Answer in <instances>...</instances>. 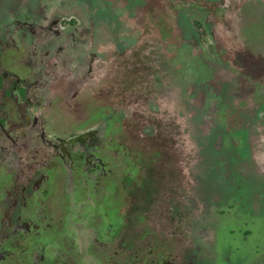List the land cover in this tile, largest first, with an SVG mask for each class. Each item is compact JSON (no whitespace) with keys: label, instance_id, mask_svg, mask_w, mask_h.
Returning a JSON list of instances; mask_svg holds the SVG:
<instances>
[{"label":"flooded vegetation","instance_id":"flooded-vegetation-1","mask_svg":"<svg viewBox=\"0 0 264 264\" xmlns=\"http://www.w3.org/2000/svg\"><path fill=\"white\" fill-rule=\"evenodd\" d=\"M66 4L0 0V264H264L257 188L236 177L211 204L192 143L148 152L182 125L174 91L148 88L147 29L135 47L95 44ZM211 241L232 248L206 255Z\"/></svg>","mask_w":264,"mask_h":264},{"label":"rangeland","instance_id":"rangeland-1","mask_svg":"<svg viewBox=\"0 0 264 264\" xmlns=\"http://www.w3.org/2000/svg\"><path fill=\"white\" fill-rule=\"evenodd\" d=\"M4 1L43 6L59 0ZM62 1L67 3L66 8L74 6L78 10L82 27L94 32L95 44L135 47L139 45V30L147 29L146 40L141 44L144 52L137 53L148 67V88L156 91L157 81L162 86L157 89L158 99L164 97L169 102L170 90L174 91L184 135L180 129L178 133L170 131L171 136L175 135L172 139L165 133L163 146L148 148L149 154L164 158L171 155L166 147L181 150L183 146L176 135L192 143L184 154L199 157L195 172L206 189V201L211 204L220 199L215 195L241 191L234 181L236 177L244 178L243 193L250 194L247 186L257 188L252 201L262 215L253 222L261 231L264 224V187L259 175V168L264 171V0H243L233 10L221 4V0ZM195 19L211 33L206 47L194 26ZM160 31L167 33V37L158 36ZM166 107L169 113L170 105ZM171 175H178L177 169H171ZM207 197L215 200L211 202ZM208 202L206 210L210 206ZM231 248L230 241L206 242V255L212 252L223 255Z\"/></svg>","mask_w":264,"mask_h":264},{"label":"trees","instance_id":"trees-1","mask_svg":"<svg viewBox=\"0 0 264 264\" xmlns=\"http://www.w3.org/2000/svg\"><path fill=\"white\" fill-rule=\"evenodd\" d=\"M194 23V26L196 28V30L200 33L201 35V38L203 39H206V44H208L207 42H209V32H208V28L205 29L203 23L198 20V19H195L193 21Z\"/></svg>","mask_w":264,"mask_h":264}]
</instances>
